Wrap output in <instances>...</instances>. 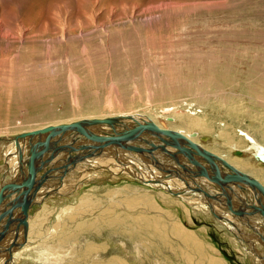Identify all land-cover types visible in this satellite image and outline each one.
<instances>
[{
  "label": "rangeland",
  "instance_id": "obj_1",
  "mask_svg": "<svg viewBox=\"0 0 264 264\" xmlns=\"http://www.w3.org/2000/svg\"><path fill=\"white\" fill-rule=\"evenodd\" d=\"M0 32L1 138L117 111L162 116L170 106L199 109L208 128L225 126L226 138L233 128H245L264 139V0H0ZM62 146L74 161L84 144L69 154L71 143ZM208 146L232 160L223 143ZM5 162L0 158L4 172ZM243 167L264 183V169ZM117 168L110 180L80 165L78 178L93 180L76 187L74 174L68 185L55 183L59 187L49 202L30 208L32 229L12 252L11 263L113 264L107 260L121 256L129 264H185L177 241L174 251L162 247L142 225L141 237H135L147 244L135 245L124 236L133 226L129 216L143 213L165 221V209L176 212L171 218L195 231L224 264L264 263L250 246L240 249L229 241L211 213L191 210L188 222L181 206L170 205L172 212L164 205V189ZM141 195L157 200L158 213L144 204L131 210L122 202ZM114 217L121 221L110 222Z\"/></svg>",
  "mask_w": 264,
  "mask_h": 264
},
{
  "label": "bare ground",
  "instance_id": "obj_2",
  "mask_svg": "<svg viewBox=\"0 0 264 264\" xmlns=\"http://www.w3.org/2000/svg\"><path fill=\"white\" fill-rule=\"evenodd\" d=\"M164 108L162 110V116H151L150 114L138 111H117L115 114L109 113L99 116L78 117L73 121L82 119H113V123L98 122L86 125L88 132L93 134V136L107 137L108 144H96L91 149L87 147L89 144L82 135L73 131H57L56 136H53L51 143H49V145L52 143L55 144L57 141L55 144L56 149L54 148L56 150V156L53 157V161L48 160L39 169L42 172L38 170L31 179L34 184V193L26 220L32 206L40 203L41 200L45 204L49 202L52 189H58L59 187H54L53 185L55 183L61 181L63 184H67L65 182L67 181L69 183L68 179L74 174L75 179H79L80 182L76 184V187L81 185L85 180H93V177L89 175H81L78 178L80 174L77 173V167L80 165H83L84 168H94L98 173L101 171L110 180L115 178V175L111 174V170L118 166L116 171L126 172L128 173L127 175L148 182L153 187L164 189L168 193L165 196L166 199L163 200L164 205L169 206L170 210L172 209L170 205L175 206V208L181 206L187 214V217H189L188 222L192 221L191 210L195 212L197 209V211L211 213L218 223L223 224L227 231L229 241L237 245L240 249H246V246H250L249 248L253 256L257 259L260 258L261 260L259 261L262 263V260H264V218L258 217V215H261L260 209L264 208V195L249 183L242 180H227V182H221L219 177L229 174V170L219 163H216L204 151L219 156L231 165L233 164L239 171L246 173L244 167L241 168V166H246L247 163L264 169V162L257 157L258 153H264V139L245 128H233L231 130L232 134L226 138L224 135L225 126L219 129H213V127L208 128L206 125L208 122L206 115H203L199 109L196 110L193 107L171 108L170 106ZM179 120L186 122V126L178 123ZM69 122L72 121L64 123ZM59 124H46L33 129ZM125 129H129L128 132L126 131V135L122 132ZM22 131L26 132L27 130L24 129ZM164 131L169 133L170 138L189 140L187 142L188 144L180 147V155L176 153V149L179 148L178 144L173 140H169ZM16 135L3 136L4 138L0 137V140L5 141H3V146L0 145V148H2L0 158L4 159L5 157V163L7 165L5 172L3 165L2 167L0 166V171H3L0 187L5 186L15 176L17 171L18 155L15 148L19 145V141L14 139ZM63 137H66L64 142L60 140ZM26 139L29 140V138ZM140 141L142 142L140 143ZM144 141H146V145L145 143L143 144ZM42 142H39L33 149L38 150ZM65 142L66 144L73 143L74 145L84 144V146L79 147L74 152L72 155L74 161L71 159L72 162L68 160L69 156L65 155V152L62 151V145ZM151 142L155 145L151 144ZM191 142L197 144L198 148L190 144ZM213 142L223 143L230 150V155L232 156L230 158L232 160H229L221 152L215 154L212 151L213 148L209 150L210 146L208 145ZM24 144L27 145V141H24ZM64 146L66 147V145ZM59 147L61 148L58 149ZM25 157L26 152L23 153L24 160ZM203 157H206L208 161L203 160ZM118 158H122L123 162L120 163ZM154 163L158 164L155 165ZM165 169H167L166 172ZM215 171H219L220 176L216 175ZM98 173H96L97 176ZM46 178L47 180H45ZM42 179L44 180L42 181ZM38 180L42 181V185L37 183L40 182ZM238 182L243 184H238ZM261 183L262 185L264 184L263 182ZM45 184L48 185L44 186ZM41 187L42 189H39ZM220 187L223 193L220 192ZM14 194L15 190L12 188L10 197H7V189H5L1 197V203L6 204V198H12ZM72 195L74 197L76 193ZM175 197H179L182 201L175 199ZM122 202L131 210H135L144 204L150 206L156 213L159 211L157 200L153 201L142 195L140 198L126 197ZM188 203L193 208H189ZM165 211L168 215L165 221H162L159 216L143 213L129 216L133 226L131 230L124 232V236L131 239L135 245H142V241L145 240L135 237V235L141 237L140 227L142 225L148 233H152L157 238L155 241L160 242L162 247H170L174 251L176 249L173 247L174 241L182 244L183 246L178 245V247L185 264H224L225 261L220 257L221 255L219 256L216 250L214 252L212 248L208 250L207 245H205L203 240L198 238L195 231L182 227L179 221L171 218L174 217L173 213L177 214L176 212L171 210L173 213H170L167 209ZM17 219H19L18 216L13 214L0 228V237L3 235L0 241V247H8L18 237L20 232L18 233L16 231V227L10 226L7 228L9 223H16L15 221ZM117 221L121 220L118 217L110 219V222ZM27 223L28 229L31 230L32 220ZM258 227L261 228L258 229ZM229 230L231 234L228 232ZM144 244H147V241ZM11 257L12 253L9 257L5 256L4 259L0 260V264H12ZM107 261L113 264H129L127 262L128 260L121 256H113Z\"/></svg>",
  "mask_w": 264,
  "mask_h": 264
},
{
  "label": "water",
  "instance_id": "obj_3",
  "mask_svg": "<svg viewBox=\"0 0 264 264\" xmlns=\"http://www.w3.org/2000/svg\"><path fill=\"white\" fill-rule=\"evenodd\" d=\"M112 120L113 119L110 118L82 119L69 123H60L59 125H48L46 127L29 130L23 133H19L14 137V139L19 141V145L16 147L18 155V167L15 176L10 179L5 186L0 187V228L7 221V219L10 218V216H13L14 212H17L16 215L19 219L15 221L16 223H9L7 228H9L10 226L16 227V231L20 233L18 235V239H14L13 243L9 244L8 247H0V257L3 255L9 257V255H11L14 250L20 248V246L23 245L25 242V238L28 232V223L26 217L34 193V184L31 179L36 174V172L55 155V149L52 145L53 143L50 145L49 143H51V139L53 138V136H56V132H62L65 130L76 132L77 134L82 135L87 140L89 144L87 145V147L93 148L96 146L97 143H100L101 145L108 144L107 137L93 136V134H90L88 132L86 125L98 122L113 123ZM128 130L129 129L123 130V134L126 135ZM164 132L169 138V140H173L178 144L179 148L176 149V153L180 155V147L185 144H188L187 142H189V140L185 138V140H183L182 138L173 139L170 138L169 133H167L166 131ZM26 138H29V140H27ZM24 141H27V145L24 144ZM41 141H43L42 145H40L41 147L38 150H34L33 148H35ZM190 144L198 148L197 144L193 142H191ZM74 146L78 147L77 145H74L72 143L71 146L68 148V154L71 152L70 148ZM24 152H26L25 160L23 159ZM204 152L211 156L216 163H219L221 166H224L226 169L229 170V174H225L224 176H220L219 171H215V174L220 176L219 178L221 182H227V180H242L244 182L249 183L252 187L257 189L264 195V186L259 180L249 174L239 171L237 168H235L227 161L221 159L219 156H216L211 152ZM257 157L259 160L264 162V153H258ZM203 160L208 161L206 157H203ZM37 183L42 185L41 182ZM12 188L15 190L14 196L9 199L6 198L7 200L5 202L7 203L2 204L1 197L4 193V190L7 189V197H10ZM260 211L261 215L264 218V208L260 209ZM20 226L21 228H19ZM2 236L0 237V241Z\"/></svg>",
  "mask_w": 264,
  "mask_h": 264
},
{
  "label": "crops",
  "instance_id": "obj_4",
  "mask_svg": "<svg viewBox=\"0 0 264 264\" xmlns=\"http://www.w3.org/2000/svg\"><path fill=\"white\" fill-rule=\"evenodd\" d=\"M10 175H11V173H10ZM44 179H42V181H43ZM38 181H40V180H38ZM42 181H40V182H42Z\"/></svg>",
  "mask_w": 264,
  "mask_h": 264
}]
</instances>
